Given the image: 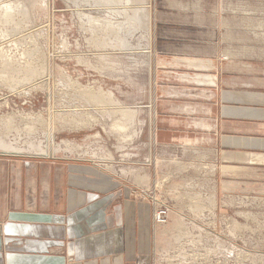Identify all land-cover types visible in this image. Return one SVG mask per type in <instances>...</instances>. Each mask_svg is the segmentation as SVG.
Returning <instances> with one entry per match:
<instances>
[{
  "label": "rangeland",
  "instance_id": "1",
  "mask_svg": "<svg viewBox=\"0 0 264 264\" xmlns=\"http://www.w3.org/2000/svg\"><path fill=\"white\" fill-rule=\"evenodd\" d=\"M18 1L32 7L29 23L19 33L26 42L20 41L18 48L6 42L11 50L7 54L15 65L24 64L23 52L38 47L42 55L32 57L39 63L47 60L48 76L27 94L0 85V115L40 113L49 124L46 130L37 125L30 133L22 120L20 134L0 126V140L20 148H0V175L7 181L8 195L18 196L17 205L42 197V178L48 172L54 177L59 171L63 180L75 174L69 169L79 166L92 172L90 177L108 178L149 204L151 231H161L157 245L153 232L148 264H183L174 256L178 240L188 239L187 230L201 236L196 251L205 253L203 247L218 244L219 253L207 255L202 264H238L235 258L242 252L250 256L244 264H254L253 258L257 264L264 261V127L249 136L259 141L255 148L243 149L253 155L251 160L239 163L216 155L221 148V107L232 101L231 93L264 102V0H143L139 12L141 18L146 16L145 24L129 37L132 47L141 46L139 51L124 54L108 47L116 55L103 61L91 56L95 50L69 1ZM78 52L106 66L97 71L78 61ZM66 75L83 86L110 90L136 109L133 140L122 148L101 128L108 119L91 128L56 125L55 110L74 103L66 96L65 89L74 95L63 84ZM260 122L264 126V120ZM97 132L100 137L95 138ZM80 146L90 149L89 155ZM67 147L75 149L69 152ZM108 153L113 159H102ZM195 203L204 205L203 212H198L203 205ZM155 208L166 212V222H153ZM178 221L182 226L177 233L172 223ZM227 250L233 253L228 256Z\"/></svg>",
  "mask_w": 264,
  "mask_h": 264
},
{
  "label": "crops",
  "instance_id": "2",
  "mask_svg": "<svg viewBox=\"0 0 264 264\" xmlns=\"http://www.w3.org/2000/svg\"><path fill=\"white\" fill-rule=\"evenodd\" d=\"M231 94L232 101L221 107V148L216 155L240 163L253 156L243 149L259 142L249 136L263 130L264 102ZM80 168L69 169L78 176L63 180L59 171L54 177L48 172L42 178V197L19 205L0 175V264L149 263L153 232L157 245L161 231H151L149 204L123 192L114 181L90 177L92 172ZM56 183L61 190H55Z\"/></svg>",
  "mask_w": 264,
  "mask_h": 264
},
{
  "label": "bare ground",
  "instance_id": "3",
  "mask_svg": "<svg viewBox=\"0 0 264 264\" xmlns=\"http://www.w3.org/2000/svg\"><path fill=\"white\" fill-rule=\"evenodd\" d=\"M67 1H69L74 8L73 11L74 14L76 13V17L79 19L80 28L84 30L87 34L86 41L89 47H93V49L95 50V52H92V50H90L91 56H96V59L101 58L102 61L107 55L112 54L113 56H115V52L109 50L107 51L108 47L111 48L110 50H118L124 54L125 52L134 53L139 51L138 49H140L141 46H137L135 48L132 47V41H129V37L133 34L134 31H136L140 27V25L145 24H143V21L145 20L146 16L144 15V17L141 18L139 12V10H141L144 5L143 0ZM28 3L24 4L23 2H19L18 0H0V85L6 87L11 92H15L17 89L22 90V93H20L19 95L27 94L30 89L42 86L43 80L48 76V66L47 63H45V61L47 60L39 63L37 59H34V57H32L33 54H36L37 56L42 55V52L39 51L38 47H36L32 51L31 48H29V50L23 52V55L25 56V58H27L24 59V64L19 63L15 65L14 60L11 59V57L7 54V51L11 50L7 49V47L5 46L6 42H8L9 45L13 44L17 48L21 42H26L19 37V33L22 31L23 24L28 25L29 23L28 17L29 13L31 12L30 10H32V7ZM138 36H136V38ZM144 37L146 38V35H144ZM31 40L32 39L30 38V41ZM32 42H34V40L31 41V43ZM145 47L146 46L144 45L143 50H145ZM75 55L78 58V61L86 63L93 68H96L97 71V68L102 69L103 66H106L101 62L99 64H96L95 61H92L91 57H86L87 55ZM111 58L113 59V57ZM116 58L115 60L117 61L118 59ZM35 62H37L38 64ZM108 64L111 65V63ZM121 64L122 63H120V65ZM14 73L17 74L16 77L13 76ZM64 78L65 79H63V84H66L64 86L74 91V95H71L70 93H68L67 89H65L66 96L71 98L72 101L69 100L70 102L74 103H72V107H70L71 105H66L64 106L66 109L64 108L61 111L55 110L53 119L56 125L60 124L58 126L63 128L65 126H70L74 129L86 127L91 128L97 123H105L108 119V122L103 124L104 126H102L101 128L104 132L108 131L109 133H112L116 140L119 141L122 148H124L125 142L131 140V138L133 140V137L137 134L136 109L123 104L122 101L114 97L113 93L110 90L105 91L101 87L97 86L95 88L83 86V84L79 82L80 80H71L67 75L64 76ZM26 82H28V86H23ZM67 104H69V102ZM22 120L26 122L25 130H29L30 133L36 132L37 125H39L42 130H46L49 124L48 118L44 117L43 114H33L31 112H17V114L12 113L5 115L3 114V116L0 115V126L3 124L2 126L5 128L6 132H10L12 129L15 130L18 134H20L18 122H22ZM94 137H100V132L95 133ZM62 141L64 144L70 142L68 140ZM73 147H67L66 150L71 152L75 149ZM0 148L11 151L20 150L19 147L14 146L13 144L5 142L3 140H0ZM40 149L41 152L46 153L48 147ZM78 149L80 151H83V154L90 153V149L88 150V148H83L82 146H80ZM102 159L112 160L113 155L112 153H108L105 157H102ZM211 202L213 203V201ZM193 203L194 202H191V205L189 207V209L192 211ZM199 204L203 205L202 203H195V205ZM200 208L201 210H198V212H203L204 205ZM179 223L180 221H178V223H172L173 227L176 228V230H181L182 224ZM164 230H167V228H165ZM178 230L177 233L180 232ZM189 231H186L188 239L182 238L178 240L179 242L177 246H180V248L177 253H175L177 255L174 257H177L179 262H182L183 264H202V260L208 258L207 255H214L219 253L218 249H216V247H218V244H215L213 248H210L209 246L203 247L205 253L200 252V250H194L199 244L201 236L194 235L192 231ZM164 233L166 232L164 231ZM230 253L232 254L233 251H226V254L228 256ZM238 255L239 257L237 256L235 258V262L238 264H244V259L250 257L243 252L238 253ZM252 262L254 264H257L254 258L252 259ZM258 264H264V261H261Z\"/></svg>",
  "mask_w": 264,
  "mask_h": 264
},
{
  "label": "built area",
  "instance_id": "4",
  "mask_svg": "<svg viewBox=\"0 0 264 264\" xmlns=\"http://www.w3.org/2000/svg\"><path fill=\"white\" fill-rule=\"evenodd\" d=\"M152 217H153V219H152L153 222L156 224H162V223L166 222L165 220L167 219L166 212L161 211L158 208H155L153 210Z\"/></svg>",
  "mask_w": 264,
  "mask_h": 264
}]
</instances>
